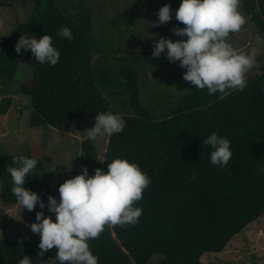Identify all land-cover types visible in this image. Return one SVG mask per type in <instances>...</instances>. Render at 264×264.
I'll list each match as a JSON object with an SVG mask.
<instances>
[{
  "label": "trees",
  "instance_id": "trees-1",
  "mask_svg": "<svg viewBox=\"0 0 264 264\" xmlns=\"http://www.w3.org/2000/svg\"><path fill=\"white\" fill-rule=\"evenodd\" d=\"M14 1L0 0V7H12ZM143 1L133 0L122 16L130 22ZM32 2L27 18L0 43V79L12 82L22 62L33 68L32 75L19 84L20 92L28 97L30 126L61 127L103 112L121 114L126 126L120 134L108 136L102 160L93 141H81L84 166L92 175L96 168L106 172L113 159L125 158L138 164L151 180L143 199L134 205L142 209L138 224L105 225L99 238L88 241L98 264H146L156 254L160 255L156 264H203L204 253L221 252L234 235L264 213V173L259 171L264 168V64L260 73L245 78L247 86L242 91L209 95L207 89L187 82L188 92L170 114L156 118L140 99L138 71L132 66L139 62L137 53L121 55L123 62L114 72L93 66L92 54L101 42L93 35L89 10L59 0ZM242 3L259 31H264V0ZM179 4L180 0L172 20L164 24L172 33L173 28L184 27L174 17ZM61 26L71 30V41L58 35ZM44 34L52 37L61 53L57 65L35 62L30 50L15 52L20 36ZM102 89L112 98L127 95L122 111L113 108ZM10 104L5 99L0 114ZM213 132L230 141L233 155L226 168L210 163L212 150L204 140ZM28 147L25 156L38 163L24 186L46 205L48 195L55 197L54 188L46 183L45 164L51 160L41 143L31 142ZM17 156L0 155L1 197L13 205L18 203L7 168L15 166L12 161ZM39 211L53 218L47 207L36 206L26 210L32 223ZM38 243L0 238V264H18L23 256L32 264H49L50 250L38 255Z\"/></svg>",
  "mask_w": 264,
  "mask_h": 264
},
{
  "label": "clouds",
  "instance_id": "clouds-1",
  "mask_svg": "<svg viewBox=\"0 0 264 264\" xmlns=\"http://www.w3.org/2000/svg\"><path fill=\"white\" fill-rule=\"evenodd\" d=\"M242 0H180L174 12L175 19L184 27L172 29L175 36L183 37L173 41L161 37L155 41L151 56L159 58L163 53L169 63L179 62L185 69L183 80L195 88L207 89L209 95L226 90L242 91L247 86L246 73L256 65L258 49L249 52L237 51L229 42L230 34L240 32L246 24L241 11ZM157 20L152 26L168 23L173 18L170 5L164 4L157 12ZM61 38L71 41L72 32L61 26L58 31ZM256 43L264 44L260 36ZM21 49L29 51L35 62L55 66L61 53L53 45L52 37L44 34L20 36L15 52ZM121 114L103 112L95 115L92 128L86 130L87 138L96 141L99 137L120 134L125 128ZM204 144L211 148L210 163L217 168H226L233 155L230 141L211 133ZM14 167L7 168L13 184L12 194L19 207L33 211L36 206L41 210L47 207V216L43 211L36 212L35 223L30 225L34 234L40 237L38 255L55 248L56 256L51 264H98V257L89 247L88 241L99 238L105 225H136L142 214L135 203L143 199V192L151 180L138 164L125 158H115L107 165V171L96 168L89 175L86 166H81L80 174L65 180L58 187L59 200L48 195L47 204L40 196L27 189L26 178L37 167V160L25 155L13 158ZM264 173V168L259 170ZM51 172V171H50ZM196 173L192 174L195 179ZM18 264H32V260L23 256Z\"/></svg>",
  "mask_w": 264,
  "mask_h": 264
},
{
  "label": "rangeland",
  "instance_id": "rangeland-1",
  "mask_svg": "<svg viewBox=\"0 0 264 264\" xmlns=\"http://www.w3.org/2000/svg\"><path fill=\"white\" fill-rule=\"evenodd\" d=\"M59 1L66 6L79 4L89 10L93 35L101 42L98 50L92 54L93 66L114 72L123 62L121 55L132 52L139 55V62L132 66L138 71L142 104L149 107L156 118L168 116L169 110L188 92L187 82L183 80L186 70L179 67L178 61L169 63L163 53L159 58H153L151 52L155 41L161 37L173 41L183 37L175 36L164 24L152 25L157 20L158 10L164 4L170 5L173 10L179 0H144L129 18L130 22L122 14L133 0ZM32 7V0H15L12 7H0V43L18 22L27 18ZM241 11L247 22L240 32L230 34L229 42L240 52L247 53L252 48L258 49L255 57L258 66H254L245 75V78H250L260 73L264 64V44L258 45L255 40L256 36L264 40V31H259L252 22L250 15L244 10L243 3ZM32 72L33 68L22 62L12 82L0 79V104H4L8 98L11 101L8 110L0 114V155H26L29 153V143H41L45 155L51 160L45 164L46 183L54 188L55 198L59 200V185L80 174L81 166H84L81 141L87 138L85 131L93 127L95 118L83 117L78 121H68L61 127L30 126L28 97L20 92L19 84L31 76ZM228 91L220 94L224 95ZM101 93L116 109H121L122 102L127 99L125 94L112 98L106 90L102 89ZM124 110L128 112L125 106ZM93 143L98 158L102 160L108 136L99 137ZM31 224L26 210L18 204L5 202L0 193V238L40 240V237L31 231ZM56 251L55 248L50 250L49 260L55 258ZM159 258L160 255H153L146 264H156ZM201 261L203 264H264V213L234 235L221 252H206ZM56 264H59V261H56Z\"/></svg>",
  "mask_w": 264,
  "mask_h": 264
}]
</instances>
